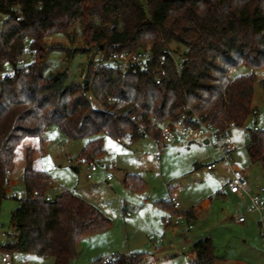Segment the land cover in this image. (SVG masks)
Returning <instances> with one entry per match:
<instances>
[{"label": "trees", "instance_id": "obj_1", "mask_svg": "<svg viewBox=\"0 0 264 264\" xmlns=\"http://www.w3.org/2000/svg\"><path fill=\"white\" fill-rule=\"evenodd\" d=\"M0 13L6 16L0 71L13 67L26 48L34 52L13 78L0 81V203L7 197L16 147L35 138L42 154L43 133L51 125L67 139L85 140L77 158L85 163L103 153V135L132 141L151 130L154 139L160 137L150 124L152 117L162 121L196 115L222 137L229 124L241 127L253 112L254 70L264 68V0H0ZM76 25L86 46L81 49L93 48L97 61L114 49L148 51L152 61L135 73L88 61L80 83H66V71L45 76L44 38ZM173 43L184 50L172 49ZM167 50L183 56L180 70ZM241 65L251 72L231 76ZM260 83L264 87V77ZM246 148L251 163L264 162V131H255ZM32 154L29 145L21 177L24 195L13 197L18 205L10 214L15 234L0 251L70 264L77 242L107 229L110 220L67 189L48 200L52 179L33 165ZM123 183L133 191L146 188L132 174ZM159 203L171 209L168 200ZM203 203L182 214L194 219ZM191 251L195 260L188 264H215L209 236L193 243ZM142 255H119L110 264H134Z\"/></svg>", "mask_w": 264, "mask_h": 264}, {"label": "rangeland", "instance_id": "obj_2", "mask_svg": "<svg viewBox=\"0 0 264 264\" xmlns=\"http://www.w3.org/2000/svg\"><path fill=\"white\" fill-rule=\"evenodd\" d=\"M5 19L6 16L0 13V31ZM43 42L48 48L44 75L66 71V83L69 84L80 83L88 61L99 59L93 48L81 49L86 46L78 25L68 32L48 35ZM170 47L180 52L184 50L177 43ZM249 72V66L241 65L230 75ZM254 74L253 112L241 127L230 130L228 139L234 147L230 162L243 171L250 194L259 195L264 202V162L251 163L246 148L255 131H264V87L260 83L264 68L254 70ZM43 139L42 154L37 140L24 139L15 149L10 179L16 182L9 181L12 185L0 203V246L15 234L10 214L18 205L16 199L24 195L21 177L25 148L30 144L33 147V165L45 170L52 179L51 196L61 189H75L76 195L98 208L110 220L107 229L77 242L76 254L70 264H91L112 252L126 256L143 253L134 264H188L195 259L194 255L190 256L191 242L206 236L211 238L215 264H264V216L261 217L257 211H248L246 195L241 197L230 192L227 169L222 172L217 168L206 169L208 164L220 159L219 148L213 139L205 143L178 137L172 143L159 146L150 134L132 141L122 138L121 142L103 135L104 151L94 159L98 169L91 173L90 178L87 177L86 162H78L77 159L85 140L67 139L57 125L49 126L43 133ZM124 172L140 175L147 187L143 191L129 189L123 184ZM108 174L112 179L107 183ZM169 190L180 200L181 211L177 224L165 226L162 218L167 211L155 202L164 199ZM10 193H15L16 199ZM201 201L204 203L195 220H189L182 214ZM238 217L243 221H238ZM151 235L159 237L160 244L150 241ZM9 253L14 264H53L50 256L17 251Z\"/></svg>", "mask_w": 264, "mask_h": 264}, {"label": "built area", "instance_id": "obj_3", "mask_svg": "<svg viewBox=\"0 0 264 264\" xmlns=\"http://www.w3.org/2000/svg\"><path fill=\"white\" fill-rule=\"evenodd\" d=\"M166 52L174 61L176 69L180 70L182 68V63L184 62V58L181 53H175L171 50H167ZM32 56H34V52L29 48H26L23 55L14 63L13 67L0 71V81L5 80L6 78H13L15 69L24 68L27 63V59L31 58ZM152 58L153 56L148 51L134 53L126 50L114 49L109 53L106 59L97 61L96 65L106 68H112L119 73H135L139 69L144 67V65H146L148 62H151ZM150 124L159 131L160 137L155 138L159 146L174 142L177 135L189 140L213 139L219 148L220 159L217 162L208 164L206 166V169L213 170L217 168L221 170H229L231 177L227 182V187L230 192L239 195H247L249 200L248 211H257L259 212L261 217L264 216V202L260 199L259 195L250 194V189L245 180L243 172L230 162L233 146L228 142V132L232 128L236 127L235 124H229L227 126V131L224 132L222 137L216 135L213 125L208 122L202 121L201 118L196 115L183 114L177 120L162 121L152 117ZM138 130L144 131V127L140 125L138 127ZM147 134H151V130H148ZM156 159L158 160V157H156ZM67 162L69 163L70 160H68ZM78 162H83V160L79 158ZM86 164L87 177L90 178L91 173L97 170L98 165L94 159L88 160ZM52 169H56V167L52 166ZM106 178L107 180H110L112 177L110 174H108ZM19 194L20 192H18V195ZM10 195L12 197L16 196L15 193H10ZM46 197L48 200L51 199L49 195H47ZM167 199L171 204V209L167 210V213L163 218V223L165 225H171L172 223L177 224L180 220L179 213L181 211V202L173 193H171ZM237 219L240 222L243 221L242 217H238ZM262 236L264 237V232L262 233ZM148 239L150 241L155 240L157 244H160L161 242V239L159 237L155 238L153 235L149 236ZM118 256L119 255L112 252L108 256L101 257L99 263L110 264ZM0 264H14L12 256L9 252H0Z\"/></svg>", "mask_w": 264, "mask_h": 264}, {"label": "crops", "instance_id": "obj_4", "mask_svg": "<svg viewBox=\"0 0 264 264\" xmlns=\"http://www.w3.org/2000/svg\"><path fill=\"white\" fill-rule=\"evenodd\" d=\"M230 132V131H229ZM229 132H228V134H229ZM143 137V136H142ZM178 137H182V136H179V135H177L176 136V138H175V140L178 138ZM139 138H141V137H139ZM25 139H27V140H31V141H36V139L35 138H25ZM187 139V138H186ZM117 140V142H121L122 141V138H118V139H116ZM189 140V139H188ZM199 140H203L205 143L209 140V139H199ZM192 141H196V140H192ZM229 142V141H228ZM230 143V142H229ZM231 145H232V143H230ZM30 144H28V146H29ZM233 146V145H232ZM26 149V148H25ZM104 149V148H103ZM233 150H234V147H233ZM97 165H98V163H97ZM236 166V165H235ZM97 169H98V167H97ZM220 172H222V171H224L225 169H218ZM95 171H97V170H95ZM94 171V172H95ZM229 171V170H228ZM243 172V171H242ZM93 173V172H92ZM230 173V172H229ZM126 174H131V173H128V172H124V174H123V178H124V176L126 175ZM132 175H136V176H138V177H140L144 182H145V180L140 176V175H137V174H132ZM230 177H231V174H230ZM112 179V178H111ZM110 179V180H111ZM10 180H12L13 181V184H15V180H13V179H9V181ZM110 180H107L106 179V182L108 183ZM146 183V182H145ZM124 184V183H123ZM12 185V183H9V186L7 187V192L9 191V188H10V186ZM127 187V186H126ZM146 187H147V183H146ZM62 190V189H61ZM51 191V190H50ZM169 191H171V190H169ZM168 191V192H169ZM73 192H75L76 193V190L74 189L73 190ZM56 194V193H55ZM50 197H53V196H51L50 195V192H49V194H48ZM243 195H245V194H242L241 195V197H243ZM247 196V195H246ZM168 193H167V196L164 198V199H161V201H167L168 199ZM161 201H156L155 202V204L156 205H158L159 207H161L163 210H165V211H167V209L166 208H164L163 206H161V204L159 203V202H161ZM247 202H248V204H249V200H248V196H247ZM186 211V210H185ZM201 210L199 209L196 213H195V218L194 219H192V220H195L196 219V215H198V213L200 212ZM162 221H163V218H162ZM165 225V224H164ZM165 226H167V225H165ZM204 238V237H203ZM196 241H192L191 242V245L193 244V243H195ZM138 254H140V253H138ZM141 254H143V253H141ZM192 255H194V257H195V254L191 251V253H190V256L192 257ZM126 256V255H125ZM143 256V255H142ZM142 258V257H141ZM195 260V259H194ZM193 262V261H192Z\"/></svg>", "mask_w": 264, "mask_h": 264}]
</instances>
